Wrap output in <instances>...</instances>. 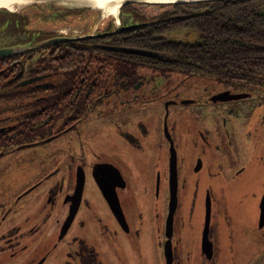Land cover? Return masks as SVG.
<instances>
[{
    "label": "flooded vegetation",
    "instance_id": "af4514ba",
    "mask_svg": "<svg viewBox=\"0 0 264 264\" xmlns=\"http://www.w3.org/2000/svg\"><path fill=\"white\" fill-rule=\"evenodd\" d=\"M146 8L128 4L111 23H94V12L88 10H42L29 41L18 35L9 44L18 45L17 53L0 58L5 84L0 101L2 109L10 110L2 117L7 123H0V157L5 156L0 167L22 161L16 187L0 185V264H130L127 255L132 240L141 236L139 220L145 211L157 227L160 261L166 264L171 157L177 179L171 264H186L194 248L186 238L181 245L188 225L184 213L201 195L199 178L193 175L203 167L207 185L192 264H215L221 247L226 262L264 264V77L214 69L184 73L160 51L119 42L152 24L154 20L132 21L130 11L145 16L140 10ZM126 18V25L144 24L117 31ZM62 36L68 39L41 44ZM133 56H139L135 69L132 62L126 65ZM186 82L193 83L191 91L180 92L178 84ZM191 105L206 112H185ZM22 148L25 155L15 154ZM41 154L50 160L33 171L29 159ZM103 188L114 194L111 202ZM231 207L240 210L231 214ZM212 219L218 225H229L231 219L247 222L240 232L248 234V241L239 253L229 255Z\"/></svg>",
    "mask_w": 264,
    "mask_h": 264
},
{
    "label": "trees",
    "instance_id": "16d2710c",
    "mask_svg": "<svg viewBox=\"0 0 264 264\" xmlns=\"http://www.w3.org/2000/svg\"><path fill=\"white\" fill-rule=\"evenodd\" d=\"M128 4L139 3L123 4L120 12ZM142 5L148 7L140 10L145 16L130 11L132 21L135 18L154 21L137 28L130 37H121L119 42L160 51L163 59L184 73L214 69L223 74L264 77V0ZM156 8H160L158 14ZM136 58L139 56H133L132 61L128 59L126 65L132 62L135 69ZM1 81L0 87H3L5 84Z\"/></svg>",
    "mask_w": 264,
    "mask_h": 264
},
{
    "label": "rangeland",
    "instance_id": "374dc122",
    "mask_svg": "<svg viewBox=\"0 0 264 264\" xmlns=\"http://www.w3.org/2000/svg\"><path fill=\"white\" fill-rule=\"evenodd\" d=\"M35 5H38L39 6L38 8H40V10L37 7H35ZM57 6H61V7H57ZM52 7L59 8V9L68 8L71 10H77L79 12H82L84 10L94 12V16L96 17L94 23H96L98 20L103 21L104 19H108V22L111 23L113 19L116 17L114 10L110 14L108 15L106 14L109 9V6H106L104 9H101L96 6H92V5L88 6V4L79 3L74 0H44L43 2L40 1V3L36 2L35 4L24 5L22 8H20V10H22V12L20 11V14L22 13V15H20L19 20L22 18L27 20L25 22H27L28 28H31L34 25L35 18L37 16H40V13L43 11L52 10L51 9ZM71 7H74V8H71ZM111 14H113L114 16ZM5 19L6 20L4 22L0 20V30L5 28L4 25H6V21H7L6 16H5ZM63 27H67V26H63ZM17 28L21 29L20 27H17ZM168 85L172 86L174 85V83H169ZM192 85L193 83H190V82L179 83L177 89L180 92H189L191 91ZM215 85L216 84H210L211 88H214ZM151 107L153 108L152 105H149L150 109ZM2 108H4V104H3V101H0V123H7L6 118L2 119V117H6L7 115H9L10 110L2 109ZM203 111L206 112V110H202L201 106L199 105H191L187 111L185 110V112L187 113H194L195 115L198 114L199 116L202 114L201 112ZM26 151H27L26 149L22 148V149H19L18 152L15 151L16 153L15 152L14 153L18 155L19 153L21 155H25ZM39 157H33L29 159L30 162L28 164L33 167V171H36L37 167L39 166L42 167V165H44L45 162L50 160L49 155L41 154V156ZM4 159H5V156L0 157V161L1 160L3 161ZM21 163H22L21 159H18L16 161L12 160L11 162H7L5 166L2 165V167H0V185L2 187H6V188L16 187V182H15L16 177L15 176H18L17 172L20 171L19 166ZM23 170L28 171L26 167ZM183 172H185L184 168H183ZM205 172H206V168L203 167V169L198 174L193 175L199 178L200 185L198 189H200L201 187L199 191L201 192V195L199 194V196H197V198L193 201L191 211L184 213L185 223L186 224L188 223V225L186 226V233L183 232L184 235L182 239L186 238L188 240L194 241V245H193L194 248L191 251V255H189L190 259L186 264H192V262L195 261L197 258V249H198V242H199L198 237L200 233V222L202 219V210H203V205H202L203 196H204L203 191L207 185ZM237 183L239 182H235L234 185L239 187L240 183L239 184ZM242 196H244V192L243 194L240 195V197ZM141 198H144V197L142 196ZM241 208H248V206L244 205V206H241ZM239 210L240 209L236 210L234 207H231L229 209V212L231 214H234V212H236L235 213L236 215L239 212ZM158 212H159V208H156L155 210L152 211L154 218H156L155 213H158ZM236 221L238 223L234 222V220L231 219L230 221L231 223L229 225H225V224L218 225L216 220L212 219V227L213 228L215 227L216 230L218 229V233H217L218 241L220 240L224 241L225 246L228 250V253L231 256L239 253L241 251L242 245L248 241V234L246 235L243 229L240 232V228L241 227L243 228L244 225H247V222H242L241 219L236 220ZM139 227L142 230L141 236L139 238H134L132 240L130 254L127 255L129 256L127 259V263L129 262L130 264H161L160 260L162 258L161 256L162 242L159 245L160 239H159V235L157 232V227L154 225L149 211H145V216H144V212L142 213V220L141 222L139 220ZM160 234L162 237V230ZM186 239H183L181 241V245H183V241ZM221 250H222V253H221L220 259H217L215 261V264H234L232 258H230L228 262H226V258L223 256L225 247L224 248L221 247Z\"/></svg>",
    "mask_w": 264,
    "mask_h": 264
},
{
    "label": "water",
    "instance_id": "95a60500",
    "mask_svg": "<svg viewBox=\"0 0 264 264\" xmlns=\"http://www.w3.org/2000/svg\"><path fill=\"white\" fill-rule=\"evenodd\" d=\"M43 2L44 0H34L31 1L30 3L26 5H31L35 4L36 2L40 3ZM190 1H200V0H122L119 4V8L117 11V15L120 13L119 9L123 4L126 3H143V4H159V3H178V2H190ZM52 4V3H51ZM90 6V4H88ZM93 6V5H92ZM61 7V6H57ZM66 7V6H65ZM85 7V6H84ZM74 8V7H71ZM20 9L16 11H9L6 8L0 7V20L3 22L6 20L5 16L7 17L6 25H4V29L0 30V58L8 55H14L17 53V47L18 45H9L12 43H15L13 40L14 38H18V35H21L23 38V42L25 39L28 37L30 34V28L27 26V22L24 21L23 24L19 23V17L22 15L20 12H18ZM17 14V15H16ZM19 14V15H18ZM15 21V25L14 22ZM128 19H124V23L121 27L117 28V31L125 30L128 28H135L142 26V23H134V24H127ZM17 27H20L21 29H18ZM110 33V31L106 32ZM68 37L62 36V37H54V38H49L46 40H43L41 44H46V43H51L55 41H63L67 40ZM5 42V44H4ZM116 49L126 51V52H131L135 54H141V55H147V56H157V53L151 52L149 50L145 49H137V48H131V47H116ZM169 187H170V194H169V202H168V211L166 214V221H165V226H166V236L167 239L164 244V255L166 259V264H171L172 262V254H171V227H172V220H173V211L176 206V187H177V179H176V170H175V161L174 158L171 157L170 159V182H169ZM103 192L105 196L107 197L108 201L111 202L112 197L113 199L115 198L112 192L106 190L103 188ZM262 205H264V195L262 197ZM263 211V208H262ZM209 217H210V198L207 195L205 199V221H204V228L202 232V241L205 244L208 241V225H209Z\"/></svg>",
    "mask_w": 264,
    "mask_h": 264
},
{
    "label": "bare ground",
    "instance_id": "6f19581e",
    "mask_svg": "<svg viewBox=\"0 0 264 264\" xmlns=\"http://www.w3.org/2000/svg\"><path fill=\"white\" fill-rule=\"evenodd\" d=\"M31 1L34 0H0V7L7 8L10 11H16L22 8L24 5L30 3ZM74 1L79 3L90 4L99 7L101 9H104L106 6H109V9L106 14L108 15L114 10L115 15H117L119 4L122 0H74Z\"/></svg>",
    "mask_w": 264,
    "mask_h": 264
}]
</instances>
